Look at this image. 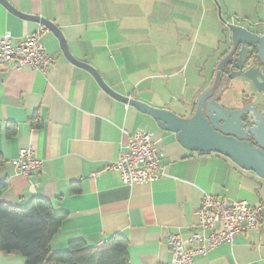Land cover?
Returning a JSON list of instances; mask_svg holds the SVG:
<instances>
[{
	"label": "crops",
	"instance_id": "obj_1",
	"mask_svg": "<svg viewBox=\"0 0 264 264\" xmlns=\"http://www.w3.org/2000/svg\"><path fill=\"white\" fill-rule=\"evenodd\" d=\"M7 2L53 22L71 54L122 96L186 117L200 85L214 81L219 57L212 56L224 36L222 31L218 39L212 23L204 29L198 0ZM41 31L40 41L54 59L45 74L0 65V182L8 183L0 201L25 207L43 198L65 212L50 244L53 252L76 240L99 247L120 234L129 240L131 264H173L167 238L191 237L206 195L264 203L263 178L223 155L188 151L177 134L162 131L152 117L116 100L89 72L69 62L51 31L0 4V39L9 32L16 44ZM139 130L154 134L166 176L124 186L111 166ZM30 146L42 168L25 177L15 160ZM0 264L26 260L0 252ZM194 264H264V237L243 233L232 245L197 255Z\"/></svg>",
	"mask_w": 264,
	"mask_h": 264
},
{
	"label": "water",
	"instance_id": "obj_2",
	"mask_svg": "<svg viewBox=\"0 0 264 264\" xmlns=\"http://www.w3.org/2000/svg\"><path fill=\"white\" fill-rule=\"evenodd\" d=\"M0 4L14 16L51 31L59 39L61 50L69 62L89 72L100 87L116 100L152 117L162 131L177 134L178 142L188 151L223 155L242 169L264 179V109L259 108V104L249 103L251 97L244 99L239 86V80L248 82L258 96L264 97V70L256 67L255 63L258 60L264 66V35L240 25L226 24L222 49L219 47L212 56L219 57L214 83L209 87L204 83L200 85L194 93L191 113L181 117L170 110L154 108L118 94L105 83L96 69L71 54L62 31L53 22L23 14L7 0H0ZM222 75L234 81L229 94L227 85L216 91ZM244 92L248 93L247 90ZM250 137L256 141L257 147L251 145Z\"/></svg>",
	"mask_w": 264,
	"mask_h": 264
},
{
	"label": "built area",
	"instance_id": "obj_3",
	"mask_svg": "<svg viewBox=\"0 0 264 264\" xmlns=\"http://www.w3.org/2000/svg\"><path fill=\"white\" fill-rule=\"evenodd\" d=\"M41 35L42 31L15 44L11 34L5 33L0 39V65L14 63L18 71L31 69L45 74L54 59L41 43ZM15 168L25 177L41 170L42 161L33 146L20 151ZM111 169L118 172L124 186L151 184L166 176L154 134L140 130L129 138L126 150L119 154ZM196 218V231L188 240L169 234L167 245L173 264H194L197 255H206L223 244L232 245L241 234L249 231L264 237V203L251 206L242 200L206 195Z\"/></svg>",
	"mask_w": 264,
	"mask_h": 264
},
{
	"label": "trees",
	"instance_id": "obj_4",
	"mask_svg": "<svg viewBox=\"0 0 264 264\" xmlns=\"http://www.w3.org/2000/svg\"><path fill=\"white\" fill-rule=\"evenodd\" d=\"M7 188V182H0V197ZM66 218L65 212L56 211L43 198L33 199L25 207L0 201V252L20 254L26 264H131L129 240L120 234L99 247L76 240L66 250L53 252L51 241Z\"/></svg>",
	"mask_w": 264,
	"mask_h": 264
},
{
	"label": "rangeland",
	"instance_id": "obj_5",
	"mask_svg": "<svg viewBox=\"0 0 264 264\" xmlns=\"http://www.w3.org/2000/svg\"><path fill=\"white\" fill-rule=\"evenodd\" d=\"M198 3L204 29L208 23H212L219 31L215 32L218 39L222 37L225 22L230 20L232 24L238 23L264 32V0H198ZM202 17H199L200 20Z\"/></svg>",
	"mask_w": 264,
	"mask_h": 264
},
{
	"label": "flooded vegetation",
	"instance_id": "obj_6",
	"mask_svg": "<svg viewBox=\"0 0 264 264\" xmlns=\"http://www.w3.org/2000/svg\"><path fill=\"white\" fill-rule=\"evenodd\" d=\"M234 25H237V24H234ZM245 28H247V27H245ZM247 29H249L253 33H259V34L264 35V32H262L260 30H256V29H252V28H247ZM255 63H256V67H260L261 69L264 70V66L260 65V62L258 60H256ZM232 74L234 75L235 72L232 73ZM239 81L241 82L240 85H239V86H241V88H240L241 89V93H242L241 96L244 99L251 97L249 103L254 102L256 105L259 104L258 105V106H260L259 108H262V110H263L264 109V97L263 96H258L256 90L248 82H244V81H241V80H239ZM233 82L234 81L228 80L227 75H222L221 80L218 83L216 91H218L222 86L227 85V89H226L227 94L231 93L232 88H233V85H232ZM213 83H214V81H213ZM244 90H247L248 93H245ZM247 95H249V97H247ZM247 103H248V101H247ZM229 106L232 107L231 105H229ZM249 142L251 143V145L253 147H257V143H256V141L253 138L250 137Z\"/></svg>",
	"mask_w": 264,
	"mask_h": 264
}]
</instances>
